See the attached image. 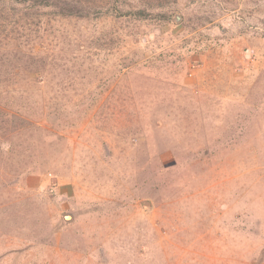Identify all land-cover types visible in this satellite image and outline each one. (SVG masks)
I'll list each match as a JSON object with an SVG mask.
<instances>
[{
    "label": "rangeland",
    "instance_id": "374dc122",
    "mask_svg": "<svg viewBox=\"0 0 264 264\" xmlns=\"http://www.w3.org/2000/svg\"><path fill=\"white\" fill-rule=\"evenodd\" d=\"M169 8L0 79V264H264V0Z\"/></svg>",
    "mask_w": 264,
    "mask_h": 264
},
{
    "label": "trees",
    "instance_id": "16d2710c",
    "mask_svg": "<svg viewBox=\"0 0 264 264\" xmlns=\"http://www.w3.org/2000/svg\"><path fill=\"white\" fill-rule=\"evenodd\" d=\"M177 2L179 0H0V79L6 81L16 68L19 74H32L28 76L32 86L54 85L57 75L54 67L63 69L64 66L49 49L55 46L53 41L60 43L64 56L70 54L64 46L79 47L85 42L86 33L76 26L78 22L89 19L92 13L98 12L100 16L105 11L110 13L113 22L124 19L167 23L173 12L166 8ZM109 35L99 37L103 38L101 44L108 43Z\"/></svg>",
    "mask_w": 264,
    "mask_h": 264
},
{
    "label": "crops",
    "instance_id": "0c3cea01",
    "mask_svg": "<svg viewBox=\"0 0 264 264\" xmlns=\"http://www.w3.org/2000/svg\"><path fill=\"white\" fill-rule=\"evenodd\" d=\"M68 188H69V186H67V185H63V186L59 187V189H58L59 196L61 195L63 197V195H65L66 193H68L67 196H69V194H71V193L68 191Z\"/></svg>",
    "mask_w": 264,
    "mask_h": 264
},
{
    "label": "water",
    "instance_id": "95a60500",
    "mask_svg": "<svg viewBox=\"0 0 264 264\" xmlns=\"http://www.w3.org/2000/svg\"><path fill=\"white\" fill-rule=\"evenodd\" d=\"M176 17H179L178 15H176Z\"/></svg>",
    "mask_w": 264,
    "mask_h": 264
},
{
    "label": "bare ground",
    "instance_id": "6f19581e",
    "mask_svg": "<svg viewBox=\"0 0 264 264\" xmlns=\"http://www.w3.org/2000/svg\"><path fill=\"white\" fill-rule=\"evenodd\" d=\"M8 181V180H7Z\"/></svg>",
    "mask_w": 264,
    "mask_h": 264
}]
</instances>
